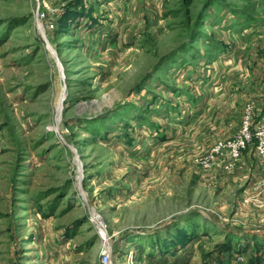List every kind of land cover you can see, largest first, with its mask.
Instances as JSON below:
<instances>
[{"label": "rangeland", "instance_id": "374dc122", "mask_svg": "<svg viewBox=\"0 0 264 264\" xmlns=\"http://www.w3.org/2000/svg\"><path fill=\"white\" fill-rule=\"evenodd\" d=\"M247 110L264 0H0V264H264Z\"/></svg>", "mask_w": 264, "mask_h": 264}, {"label": "built area", "instance_id": "2783aa9c", "mask_svg": "<svg viewBox=\"0 0 264 264\" xmlns=\"http://www.w3.org/2000/svg\"><path fill=\"white\" fill-rule=\"evenodd\" d=\"M252 117V112L247 110L238 134L231 140L217 144L210 158L212 156L222 157L226 163L224 168L232 169L240 161L243 151L254 141L255 154L261 161H264V113L254 126H252ZM100 261L102 264H109L110 254L103 252L100 255Z\"/></svg>", "mask_w": 264, "mask_h": 264}, {"label": "bare ground", "instance_id": "6f19581e", "mask_svg": "<svg viewBox=\"0 0 264 264\" xmlns=\"http://www.w3.org/2000/svg\"><path fill=\"white\" fill-rule=\"evenodd\" d=\"M97 221H98V218H95ZM97 223H99V222H97ZM99 225V224H98ZM99 230H100V233L103 235V236H105V231H104V229H103V227L101 226V225H99Z\"/></svg>", "mask_w": 264, "mask_h": 264}, {"label": "crops", "instance_id": "0c3cea01", "mask_svg": "<svg viewBox=\"0 0 264 264\" xmlns=\"http://www.w3.org/2000/svg\"><path fill=\"white\" fill-rule=\"evenodd\" d=\"M256 116H259V115H256ZM241 163V161L238 163V164H240ZM242 164V163H241ZM243 167H245V165H243ZM235 169H237V167L236 168H234L233 170H235Z\"/></svg>", "mask_w": 264, "mask_h": 264}]
</instances>
